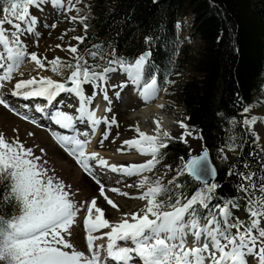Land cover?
I'll use <instances>...</instances> for the list:
<instances>
[{"label": "snow or ice", "instance_id": "snow-or-ice-1", "mask_svg": "<svg viewBox=\"0 0 264 264\" xmlns=\"http://www.w3.org/2000/svg\"><path fill=\"white\" fill-rule=\"evenodd\" d=\"M81 2L0 0L3 6L0 14V89L5 87V82L14 80L25 62H34L37 69L50 70L59 76V80L50 76L19 79L14 83L10 95L24 100L40 98L46 102L45 106L60 102L57 98L63 93L72 96L76 104H68L67 107L74 108V112L56 109L48 114L55 125L72 134L53 131V139L89 175H93L94 167H100L129 177L139 176L136 186L143 191L132 198L146 203L136 212L124 213L118 222H111L106 218L105 210L98 206L96 197L78 205L71 199V186L50 176L48 169L39 163L41 158L35 156L31 148H26L18 138L9 141L0 132V184H3L0 202L14 204L18 212L11 217L0 216V264H264V161L258 162L257 171L251 170L247 163L243 166L246 171L229 170V175L238 177L235 184L238 195L210 207L220 186L209 180L214 181L217 170L209 160L207 148L188 160L181 157L180 171L167 184L158 176L153 179L144 175L156 169L164 157L162 150L168 147L169 141L176 139L163 129L160 119L153 121V134L141 130L137 123L130 126L137 136L123 141V145L135 149L138 154L150 157L144 162L110 164L99 152L87 151L91 143L90 132L80 131L78 123L89 125L92 134L102 123L109 128L116 123L114 117L111 120L98 117L96 109L91 108L99 94L111 105L108 95L111 73L122 72L127 77L126 82L111 85V88L123 90L130 82L145 103L157 98L162 89L157 75L149 71L150 50L133 58L116 56L114 50L104 53L102 45L79 50L89 29L86 23L89 16L80 15L81 9L76 6ZM45 5L61 10L62 14L75 12L70 20L83 25L85 35L72 37L77 44L56 45V48L66 51L70 58L55 56L49 60L46 56L29 51L28 45L21 39L26 33H34L39 22L31 9L40 11ZM5 24L10 25L12 30L6 29ZM47 26L57 27L55 23ZM66 34L61 35L60 39L63 40ZM150 40L151 37H145L146 43ZM105 62L107 66L102 67ZM85 86L92 89L91 95L86 94ZM115 95L119 97L120 92L117 91ZM0 106L21 119L34 122L13 107L2 93ZM23 107L27 108L28 105ZM159 107L163 108L164 105ZM111 110L110 106L105 109L106 112ZM36 111L43 113L45 107L37 105ZM243 111L249 113L250 108L245 107ZM257 122V117L252 116L245 118L243 125L252 131ZM260 122H264V119ZM177 123L184 129L179 139L187 143L186 137L191 136L192 131L183 120ZM107 139L108 131H105L103 140ZM237 147L233 142L228 150L235 152ZM123 150L121 147L117 151ZM220 152L223 153L224 149L221 148ZM227 158L226 155L222 156V159ZM183 174L192 176L202 187L190 196L182 191L179 196H174L173 189L181 188L176 180ZM95 182L99 185L100 196L113 209L119 210V206L106 195L105 185L98 179ZM109 190L129 196V193L117 187ZM198 207L206 210L202 217L197 212ZM81 211L86 212L83 225L87 253L76 250L66 239L71 236L70 229ZM102 229L109 231L94 235ZM105 238L106 245L95 244L96 240Z\"/></svg>", "mask_w": 264, "mask_h": 264}, {"label": "trees", "instance_id": "trees-1", "mask_svg": "<svg viewBox=\"0 0 264 264\" xmlns=\"http://www.w3.org/2000/svg\"><path fill=\"white\" fill-rule=\"evenodd\" d=\"M85 15L89 29L80 51L102 45L104 53L114 50L116 56L133 58L150 50L149 71L157 75L160 87L174 68L189 61L190 77L176 86L174 97L217 170L214 182L220 187L210 207L238 195V177L229 170L246 171L247 163L257 171L258 162L264 161L257 138L243 125L254 116L257 103L264 104V0H92ZM181 15L192 17L190 37L200 41L192 56L177 27ZM145 37H151L149 43ZM233 142L238 145L235 152L228 150ZM162 151L159 173L173 172L181 157L189 158L180 142H169ZM227 153L232 158L222 159ZM176 183L181 188L173 189L174 196L181 191L190 196L202 187L186 175L178 176ZM17 214L14 204L0 202V216Z\"/></svg>", "mask_w": 264, "mask_h": 264}, {"label": "rangeland", "instance_id": "rangeland-1", "mask_svg": "<svg viewBox=\"0 0 264 264\" xmlns=\"http://www.w3.org/2000/svg\"><path fill=\"white\" fill-rule=\"evenodd\" d=\"M91 1L92 0H82L80 4L76 5L78 8L81 9L80 15H85L88 12V6L90 5ZM31 12L33 15L39 14L43 17V20H39V22L35 26L34 33H26L24 36L21 37V39L24 40V42L28 45L29 51H34L40 56H46L49 60H51L55 56H59L66 59L70 58L69 54L66 51L56 48V45H66L67 43L77 44L78 42L72 40V37L83 35V25H81L78 21L73 22L70 20V17L72 15H75L76 13L63 12L62 14L61 10H57L50 5L42 6V10L40 11H37L35 8H32ZM52 23H55L57 27L51 28L47 26L51 25ZM189 24L190 20L188 15H181L179 17V27L181 26L182 29L180 36L182 38V41L189 46V55L192 56L196 52H198L200 48V41L198 39L192 40L190 37H188L187 33L189 30ZM4 27L6 29L12 30L11 26L8 24H5ZM70 29L75 30L70 31ZM65 32L67 34L64 35L63 40H61L60 37ZM185 64L186 65H184V67H180L181 69L177 67L172 70L170 78L165 82L164 86L161 87L162 91L158 94L157 98H155L154 102L161 99L166 101V111H164V113H162L161 115H158V119L162 121L163 129L169 131L172 136L176 138L169 142H180L183 146H185V153L188 156H193L201 151L203 147L202 141L200 150L198 152H193L191 150V147L187 143L181 142V140L179 139L180 137H176L175 134L172 133V131L176 130L177 128L181 129L177 121L183 120L184 122H186V116L183 114V111L177 106L174 97L176 86L178 84L183 83L187 78L190 77L191 73L190 68L188 67L189 61L185 62ZM20 73H23V75L21 76ZM31 76H50L53 79H57L59 77L54 75L50 70L37 69V66L34 64V62H25L20 68L19 72L15 74L14 80L12 82H5V87L3 89H0V93L4 95V97L9 101V103L12 104V106L16 105V103H19L16 100L13 101L12 97L10 98L7 96L10 95L14 83L19 79H28ZM126 81L127 77L122 72H118V74H110L108 95L111 100V105H109L107 101H103L102 94L97 95L96 99L92 103L94 104L93 109H96L97 111L101 112H104L105 107L108 108L110 106L112 109L111 112L105 111L103 115H105L109 120L114 117L116 119V123L112 124L110 128L108 125L102 123L97 127L94 134L91 133V128L89 125L85 124L81 128H79L80 131L90 132L89 138L91 140V143L88 145L87 151L99 152V154L105 159H107L110 164L121 165L118 162H120V159L122 158H128L132 161V163L144 162L145 160L150 158L138 154L135 149H133V151L129 153L127 152V150H123V152L117 151L121 147L125 146L120 143L121 141L132 139L137 136V133H135L133 128L130 127L137 123L131 125L130 120L132 119V117L140 116V114H142V112H144L145 110V106L143 107V104H141V101L143 100L140 99V96L138 94H135L136 92L134 91L133 85L130 82H128V86L125 87L123 90L111 88V85H117L119 82L124 83ZM168 81H171V83H169ZM118 85H120V83ZM85 87L86 93L88 95H91L92 89L89 86ZM117 91L120 92L119 97L114 94ZM67 96L68 98H63L59 100V104H63L61 109H63L64 111L74 112V108H69L67 107V105H75L76 100L69 94ZM262 102L263 101H259L257 103L256 107L251 112V114L256 116L258 119L257 124L254 125L252 129V133L256 138L258 137V145L260 147V150L264 153V122H260L262 119H264V104ZM16 108L18 109V107ZM116 109L122 111V115H119V112H117ZM153 109V106H150V108H146V111L149 114L141 118V122H138L141 130L149 134L153 133L155 127V125L152 124L150 129L148 127L146 128L147 123H149L151 119H155L154 117H152L153 114L151 113ZM18 110L22 113H26V111H23L21 109ZM26 115H30L29 117L31 118V121L34 122L21 119L19 116L12 114L8 110L0 106V132L4 133L5 137L9 141H11L13 138H18L19 141L22 142L26 148H31L33 150L34 155L41 158L39 163L44 168L48 169V174L50 176H54L59 180L63 181L66 185L71 186L69 191L72 193L71 199H73L74 202L80 205L83 202L90 201L93 197H96L98 204L100 198V200L104 202L105 207H107V211L113 214L112 217L106 218L114 223L118 222L123 217L124 213L135 212L145 205V201L132 198L139 196L143 191L142 189H139L136 186L140 179L139 176L129 177L117 172L120 175L118 176L117 173H113L109 169L100 167H94L95 171L93 170V175L85 173L78 165H76L77 163L74 158L69 156L56 143L53 137L49 136V133L51 134L53 131H55L54 126L52 127L51 124H48V126H46L45 124H41V121H36L34 119L35 115L31 111H28V114ZM103 115L99 117H105ZM50 127H52L51 130ZM105 131H108V137H110L107 140H103V134ZM29 133H33V135H29ZM60 133L68 134V132ZM101 140H103V143L99 146L98 149L96 145ZM41 149H43L44 151L42 152ZM57 149L61 152L60 154L59 152H57ZM227 157L228 159H231L232 154L227 153ZM45 161H47V163H44ZM94 163L95 162H93V164ZM181 167L182 161L178 160V166L173 172H170L169 169H164L161 170V172L159 173V169L157 166L152 173H144V175H148L153 179L158 176L162 179L164 183H166L173 177L177 176V173L180 171ZM157 172L159 173V175L157 174ZM84 174L88 175V180L96 184L95 190L93 192H89L85 188H82V186L80 185L81 175ZM93 176L96 180L100 179L101 181H110L104 183L106 195L119 206V210L113 209L110 205L107 204L103 197L100 196L99 187L97 183L95 182V180L92 181ZM129 185L131 186L129 187ZM112 187H117L122 192L129 193V196L125 197L111 192L109 189H111ZM102 204H98V206L104 209V206ZM199 208L201 212L203 208ZM205 213L206 210L203 211V213H199V215L202 217ZM85 215V211H81L78 214L75 224L70 229L71 236L66 237V239H68L70 243L74 245L76 250L86 253V232L83 225ZM240 215L241 218H243V213H241ZM105 230L109 231V229ZM101 234L102 233L100 232L94 233V235ZM189 239H191V237ZM105 242H107L106 238L96 240L95 244L101 245ZM104 245H106V243Z\"/></svg>", "mask_w": 264, "mask_h": 264}, {"label": "bare ground", "instance_id": "bare-ground-1", "mask_svg": "<svg viewBox=\"0 0 264 264\" xmlns=\"http://www.w3.org/2000/svg\"><path fill=\"white\" fill-rule=\"evenodd\" d=\"M35 16H37L38 17V20H43V17L42 16H40L39 14H37V15H35ZM74 44V43H73ZM111 74H118V72H116V73H111ZM60 79V77H58L57 78V80H59ZM116 82V81H115ZM120 83V82H119ZM118 83V84H119ZM122 83V82H121ZM117 84V85H118ZM133 87H135V85H133ZM118 89V88H117ZM125 91V90H124ZM134 91L136 92L137 90H136V87H135V89H134ZM87 94V93H86ZM109 94V93H108ZM115 94V93H114ZM113 94V95H114ZM135 94H137V92L135 93ZM68 94L67 93H63V94H61V96L60 97H58L57 99H58V101L60 100V99H63V98H68V96H67ZM111 95V94H110ZM8 97H13V96H11V95H7ZM121 98V97H120ZM141 99V98H140ZM14 100H16V98L14 99ZM142 100V99H141ZM155 100V99H154ZM154 100H152L151 102H148V103H145L144 101H141V104H143L142 106L144 107L145 106V110H144V112H142V114H140V116H136V117H132V119L130 120V124L131 125H133V124H135V123H138V122H141V118H143V117H145L147 114H149L147 111H146V108H150V106L152 107H154V109L152 110V117H154L155 119H151L150 120V122L149 123H147V125H146V128L148 127L149 129L151 128V126H152V124H154L153 123V121L154 120H157L158 119V115H161L162 113H164V111H166L165 109H166V107H167V105H166V101L165 100H157V101H155L154 102ZM17 101V100H16ZM121 101V100H120ZM22 103H23V105H28V107L27 108H20V107H18V105H14L13 107H18V109H21V110H23V111H26V113H24V114H28V111H32V113L35 115V120L36 121H38V122H40L41 121V124H45L46 126H48V124H51V126H53L54 125V123L48 118V114H50L51 112H53V111H55L56 109H58L59 107V109H61V107L63 106V104H59V102H54V105H49V106H45L46 105V102L43 100V99H40V98H35V99H30V100H24V101H22ZM37 105H39V106H41V107H45V112H43V113H41V112H37L36 111V106ZM160 105H164V107L163 108H161V107H159ZM17 109V110H18ZM101 109V108H100ZM100 109H98V110H100ZM63 110V109H62ZM148 110V109H147ZM19 111V110H18ZM116 111L117 112H119V115L121 114L122 115V111H120V110H118V109H116ZM101 111H97L96 110V114H97V116L99 117V116H101ZM30 116V115H29ZM32 116V115H31ZM103 116H105V115H103ZM151 117V118H152ZM167 121V120H166ZM83 125H85L84 123H78L77 124V128L79 129V128H81ZM56 129H57V132L58 133H60V132H68V134H72L71 132H69V131H67V130H64V129H60V128H57L56 127ZM148 129V130H149ZM147 130V129H146ZM184 131V129H179V128H177L176 130H174V131H172V133H174L175 134V136L176 137H180L181 136V133ZM153 134V133H152ZM49 136L50 137H53L52 136V134H50L49 133ZM108 138H110V137H108ZM186 139H187V144L191 147V150L193 151V152H198L199 150H200V148H201V139H200V135H199V133L198 132H195V133H192V135L191 136H188V137H186ZM124 141V140H123ZM123 141H121L120 143L121 144H123ZM101 145V143L99 142L97 145H96V147H98V149H99V146ZM105 146V145H104ZM123 149H124V151H126L127 150V152L129 153V152H131V151H133V149H131V148H128V146H123ZM53 150V149H52ZM58 150V149H57ZM56 151V150H55ZM57 152H59V154L61 153L59 150L57 151ZM66 159H67V157H66ZM70 161V160H69ZM72 161V160H71ZM74 162V161H73ZM75 163V162H74ZM119 164H121V165H128V164H130V163H132V161L131 160H129L128 158H122V159H120V162H118ZM138 163V162H137ZM139 163H141V162H139ZM76 164V163H75ZM77 165V164H76ZM95 171V170H94ZM118 174V173H117ZM118 176H120L119 174H118ZM124 178V177H123ZM126 179V178H125ZM94 180H96V179H94L93 178V180L92 181H94ZM100 180V179H99ZM124 180V179H123ZM101 181V180H100ZM103 184L106 182H110V181H108V180H103V181H101ZM80 185L82 186V188H85L86 190H88L89 192H93L94 190H95V187H96V184L95 183H92L90 180H88V175H81V178H80ZM98 185V184H97ZM98 187H99V185H98ZM114 195V194H113ZM103 203V204H102ZM98 204L99 205H103L104 206V209L106 210L105 211V215H106V217H112L113 216V214H111L109 211H107V207H105V204H104V202L102 201V200H100V198H99V201H98ZM136 212V211H135ZM102 232H106V230L105 229H102L101 230V232L100 233H102ZM190 238V237H189ZM189 240H191V239H189ZM105 243H107V242H105ZM104 243V244H105ZM85 247H86V244H85ZM88 252V250L86 249V253ZM102 255H103V253H102Z\"/></svg>", "mask_w": 264, "mask_h": 264}, {"label": "water", "instance_id": "water-1", "mask_svg": "<svg viewBox=\"0 0 264 264\" xmlns=\"http://www.w3.org/2000/svg\"><path fill=\"white\" fill-rule=\"evenodd\" d=\"M204 148H205V147H203V148L201 149V151H200L198 154H196V155L201 154V152L203 151ZM193 156H195V155H193ZM189 158H190V157H189ZM189 158H188V159H189ZM209 160H210L212 166L215 167L214 164H213V162H212V160H211L210 154H209ZM186 175H187L189 178H191L193 181H195V182H197V183L200 184V182L196 181L192 176H190V175H188V174H186ZM209 180H210V182H214V181L216 180V176H215L214 181H212L211 178H209Z\"/></svg>", "mask_w": 264, "mask_h": 264}]
</instances>
